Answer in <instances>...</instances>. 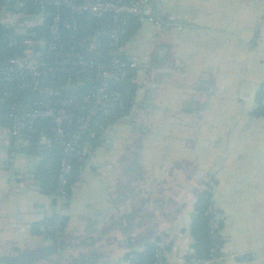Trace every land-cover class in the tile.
Instances as JSON below:
<instances>
[{
	"label": "crops",
	"instance_id": "1",
	"mask_svg": "<svg viewBox=\"0 0 264 264\" xmlns=\"http://www.w3.org/2000/svg\"><path fill=\"white\" fill-rule=\"evenodd\" d=\"M146 1L181 28L141 24L122 46L137 62L133 104L89 155L66 206L37 192V161H9L0 128V264H122L144 244L182 264L193 206L212 179L224 264H264V118L253 115L264 0ZM55 213L66 218L57 241L31 234Z\"/></svg>",
	"mask_w": 264,
	"mask_h": 264
},
{
	"label": "trees",
	"instance_id": "2",
	"mask_svg": "<svg viewBox=\"0 0 264 264\" xmlns=\"http://www.w3.org/2000/svg\"><path fill=\"white\" fill-rule=\"evenodd\" d=\"M3 7L15 15L37 14L38 8L27 0H0V12ZM64 18L75 22L76 30H60L59 42L56 49L41 52L40 60L45 63V75L40 88L32 90L31 79L27 74H11L7 80L3 77L4 69L7 67V60L12 57H22V48H8L5 43L0 41V128L9 130L11 124L9 115L24 111L25 114L31 113L38 107L39 103L55 104L59 100L72 99L79 105L78 109H70L72 113L71 121L64 127L63 142L68 140L75 142L72 152L70 165L71 172L65 175V183L59 182L60 165L63 156V147L58 142H53L48 147H41L39 139L41 136L50 137V123L46 120L38 119L34 121L33 130L28 134L29 141L26 146L12 147L10 150L25 155L28 158H39L36 168L33 171L32 179L37 192L40 195L52 196L55 198V205L60 203L59 198H64L63 205H67L71 196V186L77 179L82 168L85 166L89 155L96 151L103 144V138L108 127L123 120L130 112L137 90L136 70L129 71L121 86L115 87L120 94V104L109 111V114H96L89 116L87 106L82 102L87 95L93 94L98 87V77L96 70L90 69L86 73H74L70 69L57 68L52 61L57 54L67 53L73 50L72 45L76 40L85 37H96L100 41L96 52L92 55L94 62L105 65L108 64V53L110 51L107 36L115 27L111 16H104L102 19L86 18L84 16H70L64 14ZM124 33L120 38V48L140 29L141 24L137 19L127 17L125 20ZM48 18L40 25L28 28V33L36 39L44 41L50 40L47 26ZM11 28L0 22V35L9 32ZM49 63V64H48ZM24 85V86H23ZM264 98V91L261 89L258 94L259 100ZM253 115L264 118V108L258 105ZM80 117V118H79ZM88 119V123L80 119ZM83 125V126H82ZM83 127L81 129L80 127ZM73 139V140H72ZM11 148V147H10ZM9 148V149H10ZM10 167V165L8 164ZM215 180H211L201 192L193 206L191 213L189 235L191 244L189 251L184 257L185 262L203 261L210 258V250L213 247L210 239V222L216 213H220L219 208L212 200V190ZM66 218L59 214H51L41 222L33 224L30 232L33 236H44L49 240L57 241L64 228ZM62 228V229H59ZM222 228V222H221ZM60 232L58 238L56 235ZM222 247V238L219 242ZM168 247H166V250ZM160 247L156 244H144L141 251L137 252V260L134 264H155V255ZM163 264L166 263L164 259Z\"/></svg>",
	"mask_w": 264,
	"mask_h": 264
},
{
	"label": "built area",
	"instance_id": "3",
	"mask_svg": "<svg viewBox=\"0 0 264 264\" xmlns=\"http://www.w3.org/2000/svg\"><path fill=\"white\" fill-rule=\"evenodd\" d=\"M9 1V0H4ZM38 8L37 14H21L15 15L3 7L0 12V22L11 28L5 34L0 35V41L5 43L8 48H16L20 46L22 57H12L7 60V68L4 69L3 77L7 80L9 73L24 75L27 74L31 79L30 86L32 90L40 88L43 77L46 73L45 63L40 60L43 50L51 51L56 49V43L59 42L60 30L74 31L76 30L75 22L65 19L64 14L70 16H84L88 19H102L104 16H111L115 29L107 36L110 51L108 53V64L101 65L93 61L92 55L96 52L100 45L99 39L96 37H85L76 40L67 53L57 54L52 64L57 68L70 69L74 73H86L90 69L96 70L98 77L97 90L83 98L82 102L87 106V114L94 116L96 114H109V111L120 104V94L115 87L121 86L127 77L129 71L137 70L134 62L127 59L121 54L120 38L124 33V20L127 17L137 19L142 24H150L154 26L171 27L174 31L181 28V25L175 18L162 17L159 12L147 3L146 0H27ZM48 18L49 24L47 31L50 37L49 42L42 39H36L28 33V28L40 25ZM264 59V49L262 50ZM49 64V63H48ZM264 91V84L261 87ZM260 107L264 108V98L259 100ZM79 105L72 99L59 100L52 104L39 103L38 107L31 113L25 114L24 111L9 115L10 128L8 130L9 142V161H13L17 157V153L11 151L12 147L26 146L32 132L34 121L41 119L50 123V137L41 136L39 145L48 147L53 142H58L63 147V158L60 165L59 182L65 183V175L71 172L70 158L73 157L75 142L66 141L64 138V127L71 121V108L77 110ZM80 118V117H79ZM84 125L88 123L85 117L80 119ZM83 126V125H82ZM80 127L83 129V127ZM73 140V139H72ZM32 159V158H30ZM39 161V158H33ZM15 183V181H14ZM60 203L64 198H59ZM222 217L220 213H216L210 222L209 235L213 247L211 248L210 258L203 261L183 262L182 264H224L225 258L221 254V230ZM62 229V228H59ZM63 230V229H62ZM61 230V231H62ZM56 235V238H58ZM59 239V238H58ZM160 247V246H159ZM160 249H162L160 247ZM253 257V254H251ZM248 258V255H242ZM165 252L158 250L155 255V264H163ZM137 260V251L127 253L122 264H134Z\"/></svg>",
	"mask_w": 264,
	"mask_h": 264
},
{
	"label": "rangeland",
	"instance_id": "4",
	"mask_svg": "<svg viewBox=\"0 0 264 264\" xmlns=\"http://www.w3.org/2000/svg\"><path fill=\"white\" fill-rule=\"evenodd\" d=\"M122 52H123V50H122ZM127 58V57H126ZM130 58V57H129ZM128 59V58H127ZM130 60L132 61V62H134L135 64H136V66H137V62L135 61V60H133L132 58H130ZM213 190L215 191V189L213 188ZM212 190V191H213ZM221 217H222V215H221ZM220 235H221V230H220ZM254 255V254H253Z\"/></svg>",
	"mask_w": 264,
	"mask_h": 264
}]
</instances>
